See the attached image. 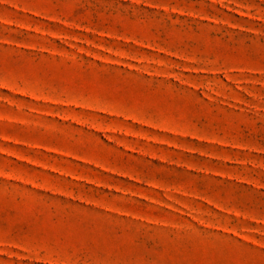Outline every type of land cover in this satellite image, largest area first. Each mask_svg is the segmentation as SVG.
Segmentation results:
<instances>
[{
  "label": "rangeland",
  "instance_id": "1",
  "mask_svg": "<svg viewBox=\"0 0 264 264\" xmlns=\"http://www.w3.org/2000/svg\"><path fill=\"white\" fill-rule=\"evenodd\" d=\"M0 264H264V0H0Z\"/></svg>",
  "mask_w": 264,
  "mask_h": 264
}]
</instances>
